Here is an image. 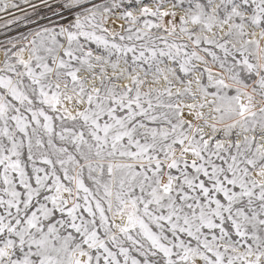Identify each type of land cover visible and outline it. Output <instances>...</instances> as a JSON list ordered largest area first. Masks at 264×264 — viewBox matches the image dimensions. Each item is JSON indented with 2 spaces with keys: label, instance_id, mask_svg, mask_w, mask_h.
Instances as JSON below:
<instances>
[{
  "label": "snow or ice",
  "instance_id": "6c2138e0",
  "mask_svg": "<svg viewBox=\"0 0 264 264\" xmlns=\"http://www.w3.org/2000/svg\"><path fill=\"white\" fill-rule=\"evenodd\" d=\"M0 264H264V0H0Z\"/></svg>",
  "mask_w": 264,
  "mask_h": 264
}]
</instances>
